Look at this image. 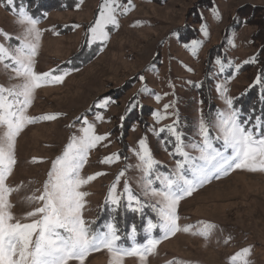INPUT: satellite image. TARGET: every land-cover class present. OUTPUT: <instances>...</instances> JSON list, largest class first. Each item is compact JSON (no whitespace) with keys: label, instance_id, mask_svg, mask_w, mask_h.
<instances>
[{"label":"rangeland","instance_id":"374dc122","mask_svg":"<svg viewBox=\"0 0 264 264\" xmlns=\"http://www.w3.org/2000/svg\"><path fill=\"white\" fill-rule=\"evenodd\" d=\"M70 1L68 8L49 10L46 16L34 17L39 19L37 27L42 31L36 71L59 69L69 75L61 84H49L37 90L29 114L61 115L52 121H37L21 133L17 139L18 164L8 183L27 185L35 180L37 183L29 185V189L40 187L52 160L82 126L77 117H86L95 124L97 134L110 133L107 140L91 150L89 163L83 169L85 175L106 173L86 187L91 195L87 197L85 216L100 225L109 220V214L104 217L103 213L108 189L126 164L137 162L133 149H138L141 138L146 139L154 158L160 162L161 171L173 168L175 160L181 159L169 155L174 151L172 143L161 142L165 137L175 142V138L166 131L157 136L152 128L159 130L172 124L177 119L172 113L178 112L177 130L184 133L185 143L200 140L197 131L201 116L208 118L209 113L215 115L218 109L226 107L217 91L221 84H226L227 95L233 98L236 107L237 98L256 72L254 62L244 63L255 56L252 36L256 28L242 24L238 11L246 4L264 6V0H212L209 7H199L208 0H132V10L118 16L119 26H109V38L91 44L87 43L88 29L97 18L103 0ZM15 5L19 9L16 2ZM15 19L8 8L0 6V29L13 36L20 34L22 29ZM202 26H206L208 35L201 31ZM194 40L203 41L196 56L190 51ZM0 42L19 43L16 39L5 41L2 35ZM222 43L227 61L223 72L216 60H208L210 50ZM229 63L233 66L228 67ZM235 65H240L239 71ZM140 76L144 77L143 81ZM0 82H6V77L0 76ZM144 87L149 91L141 92ZM104 98L109 99V104L97 107ZM168 104L174 107L165 112L164 106ZM156 112L167 118L157 121ZM97 115L103 119L97 120ZM113 153L120 155L118 161L100 163ZM33 158L39 162L29 163ZM135 174L129 169L126 177ZM124 179L121 177L118 191H122ZM27 191L23 189L20 195ZM11 199L15 203L18 196L13 194ZM22 210L19 204L13 209ZM177 212L181 218L179 224L192 225V231L200 227L201 221L214 223L218 228L209 240L183 231L162 240L148 264L176 260L189 264H229L230 256L249 246L252 264H264V172L230 171L186 196ZM131 215L121 211L118 216L121 235L118 243L125 247L133 246L130 233L135 222ZM135 215L138 216L136 243H145L147 235L143 229L147 219L156 222V214L146 209L145 216ZM102 220L105 221L101 223ZM160 235L159 229L152 233L156 238ZM229 237L228 243H224ZM108 260L107 251L101 250L91 253L85 264H108ZM125 264H139V261L128 257Z\"/></svg>","mask_w":264,"mask_h":264},{"label":"snow or ice","instance_id":"6c2138e0","mask_svg":"<svg viewBox=\"0 0 264 264\" xmlns=\"http://www.w3.org/2000/svg\"><path fill=\"white\" fill-rule=\"evenodd\" d=\"M0 6L8 8L16 17L15 23L22 29L15 36L0 29L5 41H19L18 44L0 42V76L6 77V82H0V264H85L91 253L101 250L107 251L108 264H125L128 257L137 258L139 264H148L149 257L157 253L161 241L178 232H191L209 240L218 226L201 221L196 231H192V225L182 227L179 224L178 206L196 189L230 171L245 169L264 172V110L257 115L253 109L252 114L244 116L234 107L233 98L227 95L226 84L218 85L217 91L226 107L218 109L215 115L209 113L208 118L201 116L197 131L200 140L190 143H185L184 133L177 130L179 113H172L177 117L172 124L159 130L152 128L151 131L157 136L166 131L174 137V151L169 155L181 159L175 160L173 168L161 171L158 167L160 162L154 158L146 139L141 138L138 149H133L137 162L126 164L108 189L103 207L109 213V220L98 225L95 219L89 220L85 216L87 197L91 195L86 187L106 173L85 175L83 169L89 163L91 150L107 140L110 133L97 134L95 124L86 117H77L78 121H82V126L69 137L61 153L52 160L40 187L29 189V185L37 183L35 180H30L27 185L8 183L18 164L17 139L21 133L37 121H52L61 115L29 114L37 90L49 84L63 83L69 73L60 72L59 69L36 71L42 36V31L37 27L39 19L30 15L23 5L17 9L15 0H0ZM132 7V0L126 3L124 0H103L97 18L88 29L90 38L87 43L106 41L109 26L118 27V16L126 15ZM201 31L208 35L206 26H202ZM202 44L200 40L191 42L193 56L197 55ZM252 62H255L254 57L244 63ZM216 63L223 72L225 65L219 58ZM232 66L229 63L228 67ZM235 69L239 71L240 65H235ZM57 72L60 74H54ZM139 79L143 81L144 77L140 76ZM260 82L261 77L258 76L256 83ZM195 86L200 87L199 84ZM140 91L149 90L144 87ZM109 102L108 98H104L96 106L104 108ZM169 107L174 105H165V112ZM154 116L157 121L167 118V115L162 117L159 112ZM96 119L102 120L103 117L97 115ZM161 142L172 143L167 137ZM119 159L120 155L113 153L100 163L111 164ZM37 162V158L29 161ZM129 169L136 174L126 177ZM121 177H125L123 189L118 191ZM23 189L28 191L21 196ZM13 194L18 196L15 203L11 199ZM17 204L23 206L21 212L13 211ZM146 209L156 214V222L147 219V226L143 229L147 235L146 242L136 243L138 227L133 223L130 233L133 246L125 247L118 243L121 241L118 220L121 211L143 217ZM156 229L161 233L158 238L152 236ZM251 251L250 246L240 249L229 257V264H252L249 259ZM167 264L189 262L176 260Z\"/></svg>","mask_w":264,"mask_h":264},{"label":"trees","instance_id":"16d2710c","mask_svg":"<svg viewBox=\"0 0 264 264\" xmlns=\"http://www.w3.org/2000/svg\"><path fill=\"white\" fill-rule=\"evenodd\" d=\"M212 0L199 5V7H209ZM18 7L23 5L26 11L33 17H41L49 10H61L62 8H68V4H71L70 0H15ZM70 7V6H69ZM238 19L242 24L252 25L256 28L254 35L252 36L253 42L256 48L255 53V68L256 72L251 80L250 84L240 93L237 98V105L235 108L239 109L244 116L253 113L260 114L264 110V6H255L252 4H246L238 11ZM224 43L218 48L215 47L209 52L208 60L212 62L219 58L226 68V56L224 54ZM261 77V82L256 83L257 77ZM171 140V138H168ZM174 145V142H172ZM105 209V208H104ZM104 217L108 216V211L105 210ZM130 214L131 212H126ZM136 223L138 216L131 213ZM128 219V218H126ZM124 219V221L126 220ZM105 220H102L103 223Z\"/></svg>","mask_w":264,"mask_h":264}]
</instances>
